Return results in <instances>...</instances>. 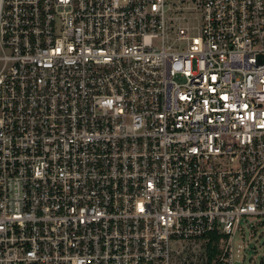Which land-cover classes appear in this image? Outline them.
I'll return each instance as SVG.
<instances>
[{
	"label": "built area",
	"instance_id": "obj_1",
	"mask_svg": "<svg viewBox=\"0 0 264 264\" xmlns=\"http://www.w3.org/2000/svg\"><path fill=\"white\" fill-rule=\"evenodd\" d=\"M264 224V0H0V264H235Z\"/></svg>",
	"mask_w": 264,
	"mask_h": 264
},
{
	"label": "rangeland",
	"instance_id": "obj_2",
	"mask_svg": "<svg viewBox=\"0 0 264 264\" xmlns=\"http://www.w3.org/2000/svg\"><path fill=\"white\" fill-rule=\"evenodd\" d=\"M253 220H241L234 239L235 264H264V224L255 227Z\"/></svg>",
	"mask_w": 264,
	"mask_h": 264
}]
</instances>
